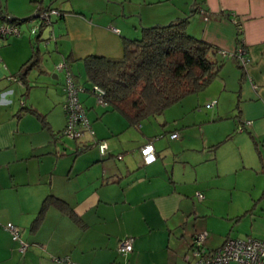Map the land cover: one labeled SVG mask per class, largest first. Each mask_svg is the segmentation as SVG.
Returning <instances> with one entry per match:
<instances>
[{"label": "crops", "instance_id": "1", "mask_svg": "<svg viewBox=\"0 0 264 264\" xmlns=\"http://www.w3.org/2000/svg\"><path fill=\"white\" fill-rule=\"evenodd\" d=\"M98 2L0 0V22L20 30L0 38V264H193L190 241L199 231L208 248L228 237L264 240V0ZM48 6L65 15H51L50 26L31 33L35 10ZM186 15L191 34L227 50L242 39L248 58L245 66L223 60L199 102H188L193 118L182 119V110L180 119L160 114L134 125L96 102L83 57H118L122 40L138 36L141 26ZM59 60L82 88L93 136L60 133ZM96 140L107 142L106 154ZM148 142L156 158L146 164L140 148ZM48 196L61 203H45ZM7 222L20 228L24 251ZM127 235L133 249L121 254L118 242Z\"/></svg>", "mask_w": 264, "mask_h": 264}, {"label": "trees", "instance_id": "2", "mask_svg": "<svg viewBox=\"0 0 264 264\" xmlns=\"http://www.w3.org/2000/svg\"><path fill=\"white\" fill-rule=\"evenodd\" d=\"M188 24L189 16L186 15L163 24L142 26L138 37L122 40L123 50L120 56L91 54L83 57V69L87 81L91 83L90 90L94 84L102 86L105 90V102L101 105H109L110 109L117 110L130 124L137 125L144 118L162 114L165 109L185 96L205 89L218 75L224 59H234L238 62L227 54L223 55L220 52L223 48L191 34L187 30ZM42 25L51 24H40L39 27ZM50 33L52 35V32ZM241 46H244L243 43ZM73 77L75 78V75ZM213 103L209 101L207 105ZM242 124H238V130H242ZM116 157L121 158L122 155L117 154ZM47 199L55 204L60 202L48 196L45 203ZM9 234L12 237L10 232ZM194 236L190 241L189 252L191 246H194ZM127 237L132 238V250L134 236L127 235L120 240ZM228 239L230 238L224 242ZM222 244L215 248H208L203 244L202 255L207 258ZM189 261L194 264L193 260Z\"/></svg>", "mask_w": 264, "mask_h": 264}, {"label": "built area", "instance_id": "3", "mask_svg": "<svg viewBox=\"0 0 264 264\" xmlns=\"http://www.w3.org/2000/svg\"><path fill=\"white\" fill-rule=\"evenodd\" d=\"M35 11L34 16L38 17L39 23L30 27L29 31L31 33H35L40 24H51V15L57 17L65 15L64 11L55 7H47L45 9ZM198 11L205 19L207 18V16L204 15V9L202 7L198 8ZM0 17H2L1 14ZM233 22L236 24L237 30L241 31L240 24L237 20L233 19ZM115 30L118 31L116 28ZM19 34L20 30L15 23L0 22V37ZM242 43L243 40L240 41V45L235 49H222L220 52L223 55L227 54L229 57L237 59L239 64L245 66L248 63V58L246 56V50L241 46ZM56 68L58 70H63L65 73V81L63 85L64 101L62 106L65 113V124L60 132L61 135L76 139L82 137L86 132H89V134L93 136L94 131L78 97V93L82 90V88L74 81L73 75L65 61L59 62ZM17 81L18 83H21L20 80ZM91 92L95 95L96 102L98 104H104L105 90L102 86L94 84L91 88ZM213 102L214 100L211 101V104ZM247 123L250 122L248 121ZM177 135L178 134L174 132L171 134V137H176ZM95 143L100 154L104 155L108 152V144L105 140H96ZM140 150L145 162H151L154 160L155 154L151 142L146 143ZM196 195L198 199H202L204 197L201 192H197ZM5 228L12 234L13 239L18 241L20 251H24L27 243L20 237V228L11 222H7ZM205 239L206 231H199L195 234L194 239L192 240L194 246H191L190 254L194 258V264H230L231 262L235 264H264V240H258L252 237H246L244 239L230 238L214 253H211L207 256V258H205L202 255V252L204 251L203 244ZM131 248V237L120 240L117 246V250L121 253H126L130 251ZM64 259L65 257L55 258L57 262Z\"/></svg>", "mask_w": 264, "mask_h": 264}, {"label": "rangeland", "instance_id": "4", "mask_svg": "<svg viewBox=\"0 0 264 264\" xmlns=\"http://www.w3.org/2000/svg\"><path fill=\"white\" fill-rule=\"evenodd\" d=\"M70 1V0H69ZM68 0H67V2H69ZM71 1H74L76 4H79L81 7H84V5H86V4H89V5H100V2H98V0H71ZM118 3V2H117ZM108 4V3H107ZM112 4L113 3H109L108 5L110 6V7H112ZM35 5L33 6V10L35 9ZM133 18V17H132ZM142 27V26H141ZM139 34H140V31H139V33H138V36H139ZM33 35H35V34H33ZM47 36H48V34H47ZM50 36V37H49ZM48 37V40H46V42L47 41H49L51 44L53 43V40H54V38H52V36L51 35H49ZM137 36V37H138ZM59 62H63V60H59L58 62H56L55 63V65H54V68L56 69V66H57V64L59 63ZM58 70V69H57ZM63 78H65V73H64V71H63ZM84 79H81V81H83ZM85 81V80H84ZM202 91H204V90H202ZM202 91H198V92H196V93H193V94H190V96H192V97H184V98H182L179 102H177V103H174L173 104V106L172 107H170V109H165L164 110V112L162 113V116L164 115V114H166L167 116H169V119L170 118H172L173 119V117H175V118H177V119H180L178 116H177V113L179 112H181L182 110H185L186 112H185V114H184V117L182 118V119H185V121H188V119L189 118H193V115H191L192 113V109H189L188 108V102H199L198 100L196 101V98H202L203 96H202ZM36 93L38 92V89H36V91H35ZM180 104H183V106H184V108L182 109L181 107H179L178 105H180ZM201 107V106H200ZM203 108V115H205V114H207L208 113V109H206L205 110V108H204V106L203 107H201V108H199V110L200 109H202ZM174 112H173V111ZM173 112V113H172ZM171 115V116H170ZM190 116V117H189ZM203 117H205V116H203ZM150 119V118H149ZM148 119V120H149ZM145 120V119H144ZM171 120V119H170ZM191 120V119H190ZM182 121V120H181ZM170 125V124H169ZM193 127V125H188V127H186V128H184V129H190V128H192ZM236 128H237V130H238V124H237V126H236ZM188 132V131H187ZM62 137H65V138H67V139H69V140H74L73 138H70V137H67V136H62Z\"/></svg>", "mask_w": 264, "mask_h": 264}, {"label": "water", "instance_id": "5", "mask_svg": "<svg viewBox=\"0 0 264 264\" xmlns=\"http://www.w3.org/2000/svg\"><path fill=\"white\" fill-rule=\"evenodd\" d=\"M16 16H8V19H16Z\"/></svg>", "mask_w": 264, "mask_h": 264}]
</instances>
